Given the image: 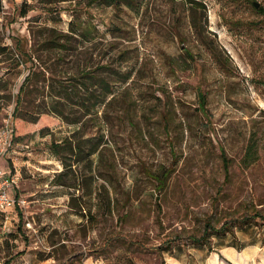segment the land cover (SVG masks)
Listing matches in <instances>:
<instances>
[{"label": "rangeland", "instance_id": "rangeland-1", "mask_svg": "<svg viewBox=\"0 0 264 264\" xmlns=\"http://www.w3.org/2000/svg\"><path fill=\"white\" fill-rule=\"evenodd\" d=\"M1 49L0 129L72 218L0 214V264H264V0H0Z\"/></svg>", "mask_w": 264, "mask_h": 264}, {"label": "crops", "instance_id": "crops-1", "mask_svg": "<svg viewBox=\"0 0 264 264\" xmlns=\"http://www.w3.org/2000/svg\"><path fill=\"white\" fill-rule=\"evenodd\" d=\"M45 138L46 137L41 136L38 137L39 147L43 145V143L45 142L43 140ZM20 156H23V154L15 157L13 160L14 164H11V162L10 164L12 166V169L20 173L21 177L18 188L16 189L17 192H15V197L17 201L24 202L22 206H26L25 224L28 225L26 230L29 231L30 229H32L33 232H37L40 229V231L42 232H47L53 229H64L67 223L70 222L72 216H66L63 215V213H60L62 209H60L58 205H56V203H61V206H63V203H65V200L68 198V195L65 192V187L60 184H54L51 181V178H48L47 182H41L36 185V177H48L50 174L53 175V173H49L48 169H45L37 164L36 160L38 159L34 157L36 156V154L32 153L33 157H28V159H24ZM38 161L50 162L47 160V157L45 158L44 156H40V159ZM54 172V174H59L57 173V171ZM23 177H25L26 180L22 181ZM25 181L29 182L28 185L21 187ZM22 206L19 207L21 208ZM35 208H37V211L35 210ZM47 208H52V211H46ZM50 212L53 215H50ZM38 215L40 217H36ZM38 219H41L42 221L40 226L36 224ZM12 220L18 222L17 231H20V224L22 223V220L21 218H19L18 213L16 215H12Z\"/></svg>", "mask_w": 264, "mask_h": 264}, {"label": "built area", "instance_id": "built-area-1", "mask_svg": "<svg viewBox=\"0 0 264 264\" xmlns=\"http://www.w3.org/2000/svg\"><path fill=\"white\" fill-rule=\"evenodd\" d=\"M29 2L30 0H25ZM15 124L12 113H9L0 129V214L9 220L10 215L23 201H17L15 190L21 179L20 173L12 169L11 164L18 155L30 156L32 150L27 144L14 143ZM11 162V164H10ZM6 220V221H7Z\"/></svg>", "mask_w": 264, "mask_h": 264}, {"label": "trees", "instance_id": "trees-1", "mask_svg": "<svg viewBox=\"0 0 264 264\" xmlns=\"http://www.w3.org/2000/svg\"><path fill=\"white\" fill-rule=\"evenodd\" d=\"M129 1L131 2L132 0H129ZM27 12H28L27 9H24V11L21 12V16L22 17L26 16ZM3 51H4V49H1L0 50V54H2ZM28 78H29V75L26 77L25 80H27ZM22 88H23V85L21 86L20 91L22 90ZM18 105H19V98H18V101H17V104H16V108H15L16 111H17ZM40 135H41V137H44L46 134L42 131L40 133ZM223 163H224L225 179L227 180V178H228V161L224 160ZM55 184H58V183H55ZM60 185H62V184H60ZM261 218L264 220V215L263 216L261 215ZM226 227H227V223H224L219 229H216L212 225L210 220L207 219L205 221V223H204V231H203L202 235L200 237H193L192 238V242L194 244L201 245V246L205 245L206 247H208L209 250H212L211 245H210V240H211L212 236L222 235L224 237L225 234H227V233H230V234L234 235L233 232L226 231L225 230ZM11 261H12L11 259H5L4 258L2 264H10Z\"/></svg>", "mask_w": 264, "mask_h": 264}]
</instances>
